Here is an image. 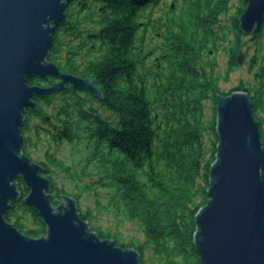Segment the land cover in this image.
<instances>
[{
    "label": "trees",
    "instance_id": "16d2710c",
    "mask_svg": "<svg viewBox=\"0 0 264 264\" xmlns=\"http://www.w3.org/2000/svg\"><path fill=\"white\" fill-rule=\"evenodd\" d=\"M247 6L248 0H71L69 22L56 30L49 60L62 72L90 78L102 97L69 84L38 98L22 128L24 152L33 159V150L45 145L39 162L51 180L52 203L75 197L91 230L138 249L142 264H202L196 214L210 197L216 104L228 94L220 82L231 72L222 77L216 54L225 49L230 68L238 66ZM253 41L255 81L241 80L234 89L248 91L264 141V22ZM17 181L22 198L6 218L31 237L43 236L44 218L25 201L24 180ZM103 212H114L120 224L137 221L144 240L124 241L119 231L101 227Z\"/></svg>",
    "mask_w": 264,
    "mask_h": 264
},
{
    "label": "water",
    "instance_id": "95a60500",
    "mask_svg": "<svg viewBox=\"0 0 264 264\" xmlns=\"http://www.w3.org/2000/svg\"><path fill=\"white\" fill-rule=\"evenodd\" d=\"M71 0H0V264H142L136 248L102 239L82 218L78 200L52 203L44 166L26 155L22 134L37 99L72 85L102 97L90 78L62 72L49 60L55 33L68 22ZM240 27L253 38L264 22V0H248ZM246 54L238 56L243 63ZM54 78L51 85L29 79ZM217 104V160L211 165L209 200L196 214L195 246L202 264H264V141L248 91L220 94ZM47 225L31 237L6 215L22 198L18 178Z\"/></svg>",
    "mask_w": 264,
    "mask_h": 264
},
{
    "label": "rangeland",
    "instance_id": "374dc122",
    "mask_svg": "<svg viewBox=\"0 0 264 264\" xmlns=\"http://www.w3.org/2000/svg\"><path fill=\"white\" fill-rule=\"evenodd\" d=\"M168 1L170 2V0H168ZM243 38H244L245 44H244V48L241 51V53L244 52L246 54V58H245L244 62L241 63L242 65L236 66V67H234V69H231L230 65H229V57L230 56H229V53L227 51H225V49H221L216 54V58H217V61L219 64L218 70L221 71L222 77L226 76L227 70L231 71L230 77L228 78V80H222L220 82V87L223 91H225V93H229L230 91H232V92L238 91L239 89H234V88H236L241 83V80H244L245 82H254L255 81L254 73L252 71H250V63H251V59H252L251 57L254 55L255 50L257 48V45L253 41L255 37L253 38L252 34H245L243 36ZM159 42H160V40L158 38L156 40L158 47H159ZM157 50H160V49L158 48ZM213 54L214 53L212 52L211 55H213ZM238 56H237V60H238ZM217 104H218V102H217ZM217 104H216V107H217ZM211 106H212V103L209 102V109L212 108ZM48 111L51 112V107H48ZM33 122L38 123L39 120L34 119ZM44 151H45V145H39V148L33 150V152H32L33 159H38L35 161L39 162L43 158ZM217 152L215 154L216 158H215L214 162L217 160ZM59 182L63 183V181H60V180H59ZM65 183L69 187L73 186V184L70 182L69 183L71 185L67 181H65ZM62 201H63V198L61 199V202ZM87 203H86V201H84L83 206H85ZM120 218L121 217L115 215L114 212H108V213L103 212V213H101L100 219L98 220L97 224H99L104 229H111V231L113 233L116 231H119V236L124 241L136 239L138 242V241L144 240V234H143L142 226L137 221H135V220H124V221H122L121 220L122 222L120 224V222H119ZM147 255H149V253ZM147 264H152V262L148 261Z\"/></svg>",
    "mask_w": 264,
    "mask_h": 264
},
{
    "label": "bare ground",
    "instance_id": "6f19581e",
    "mask_svg": "<svg viewBox=\"0 0 264 264\" xmlns=\"http://www.w3.org/2000/svg\"><path fill=\"white\" fill-rule=\"evenodd\" d=\"M67 15H68V14H67ZM68 22H69V17H68ZM68 22H67V23H68ZM67 23H65V24H67ZM61 25H62V24H61ZM239 65H242V64L239 63V61H238V66H239ZM65 88H66V87H65ZM62 90H63V89H62ZM217 101H218V100H217ZM206 204H207V203H206ZM206 204H205V205H206ZM202 207H203V206H202ZM197 213H198V212H197ZM89 224H90V223H89ZM90 227H91V226H90Z\"/></svg>",
    "mask_w": 264,
    "mask_h": 264
},
{
    "label": "flooded vegetation",
    "instance_id": "af4514ba",
    "mask_svg": "<svg viewBox=\"0 0 264 264\" xmlns=\"http://www.w3.org/2000/svg\"><path fill=\"white\" fill-rule=\"evenodd\" d=\"M252 38V37H251Z\"/></svg>",
    "mask_w": 264,
    "mask_h": 264
}]
</instances>
